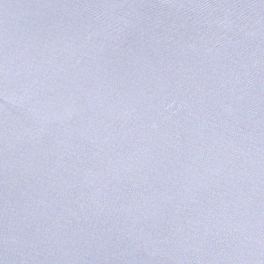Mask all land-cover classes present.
I'll return each instance as SVG.
<instances>
[{
    "label": "water",
    "instance_id": "95a60500",
    "mask_svg": "<svg viewBox=\"0 0 264 264\" xmlns=\"http://www.w3.org/2000/svg\"><path fill=\"white\" fill-rule=\"evenodd\" d=\"M0 264H264V0H0Z\"/></svg>",
    "mask_w": 264,
    "mask_h": 264
}]
</instances>
